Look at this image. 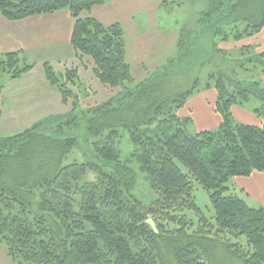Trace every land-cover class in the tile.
Returning a JSON list of instances; mask_svg holds the SVG:
<instances>
[{
	"label": "trees",
	"instance_id": "obj_1",
	"mask_svg": "<svg viewBox=\"0 0 264 264\" xmlns=\"http://www.w3.org/2000/svg\"><path fill=\"white\" fill-rule=\"evenodd\" d=\"M109 1L0 0L1 14L12 22L71 12L76 56L90 57L97 80L119 91L83 113L102 165L64 164L78 140L58 116L0 140V245L17 264H264V207L228 192L233 178L264 173V124L238 123L232 111L255 98L261 107L253 111L264 121V52L221 48L261 33L264 0H206L197 21L181 29L177 55L142 81L128 64L123 26L84 16ZM22 54H0V76L30 73L34 65L22 66ZM43 71L64 104L74 98L77 113L78 68L59 74L44 63ZM206 90L217 93L222 124L193 136L186 130L192 119L179 113ZM120 131L135 149L125 161ZM134 164L158 195L152 204L131 195ZM89 171L100 175L79 186ZM195 184L209 193L214 220L197 205Z\"/></svg>",
	"mask_w": 264,
	"mask_h": 264
},
{
	"label": "rangeland",
	"instance_id": "obj_2",
	"mask_svg": "<svg viewBox=\"0 0 264 264\" xmlns=\"http://www.w3.org/2000/svg\"><path fill=\"white\" fill-rule=\"evenodd\" d=\"M171 2L174 10H165L163 13V19H160V28L157 29L160 34V38H151V41H145V51L148 52L150 57L153 52L158 53L157 62H166L169 57L173 56V53H169V49L172 44V37L177 35L181 29L188 24H194L197 21V15L206 9L207 1L197 3L192 0H168ZM90 13L86 11L84 16ZM101 16V15H100ZM104 20L113 21L116 18H109V16L103 17ZM102 19V20H103ZM110 19V20H109ZM210 40V36H207ZM176 37L173 38V42ZM137 42V40H136ZM241 44L236 45L229 43L227 45H221L223 50H232L235 47H239ZM242 46V45H241ZM71 51L73 55L71 56ZM239 59V56H236ZM22 66L34 65V68L30 73L19 77L18 79H12L9 74H3L0 76V140L7 139L21 135L27 131L32 130L33 127L41 124L44 119L58 116V124H68L67 135L78 140V145L73 149L72 153L68 155L64 164L69 165L72 163H98L99 162L95 154L93 145L96 142L88 134L87 120L83 113L88 111L90 107H95L103 103L109 102L118 94V89L111 90L104 86L97 80L93 69V62L90 57H83L80 59L76 56L73 48L68 44L57 47H41L38 50H29L22 54ZM49 62L57 73H65L66 69L79 70V78L76 80V88H72L75 95L80 96L79 105L80 109L77 113L73 110L74 98H70L66 104L62 102V97L58 89L47 83L45 74L43 71V64ZM137 63V62H136ZM158 65H161L158 63ZM157 65V66H158ZM133 78L137 81H142V71L140 67H137L134 63ZM215 68V67H214ZM210 68H207L209 70ZM217 69V68H216ZM260 71V68H259ZM149 76V75H147ZM146 76V77H147ZM145 80V79H144ZM246 108L253 110L254 107H261L259 100L253 98L248 104H245ZM49 115V116H48ZM52 115V116H51ZM76 117L77 120L72 119ZM80 117V118H79ZM73 121V122H71ZM193 121V120H192ZM235 121H237L235 119ZM238 123H241L237 121ZM72 128V129H68ZM198 123L192 122V124L186 126V130L190 135L196 136L200 131ZM219 128H213L211 130H217ZM117 148L120 151L121 160L125 161L130 158L135 149L129 138V134L126 131H120L119 139L117 140ZM137 172L136 185L131 190V195L138 201H142L144 204H152V202L158 199V195L151 187L147 177L139 171V167L134 164L132 167ZM108 169H105L107 171ZM186 173L187 170L182 168ZM100 174L92 171L88 172L86 176L81 179L79 186L84 183L95 181ZM233 183V180L230 184ZM195 197L197 205L200 206L205 216L210 220L215 219V212L213 205L210 202L209 193L203 189L200 184H195ZM233 193H235L233 191ZM237 194H241L237 191ZM230 196V193H226ZM190 219L198 220L197 216L192 211L185 213ZM0 264H17L14 263L7 255V248L4 245H0Z\"/></svg>",
	"mask_w": 264,
	"mask_h": 264
},
{
	"label": "crops",
	"instance_id": "obj_3",
	"mask_svg": "<svg viewBox=\"0 0 264 264\" xmlns=\"http://www.w3.org/2000/svg\"><path fill=\"white\" fill-rule=\"evenodd\" d=\"M167 9L174 10V7L172 5H162L161 0H111L104 6H97V8L92 9L89 15L107 27L117 23L123 26L128 44V64L133 74L134 63L137 67H140L141 76H144L141 77V80H144L147 75L157 72L177 55V41L180 32L174 35L172 42H170L172 46L169 53L174 55L164 63L157 62L158 51L153 52L150 57L144 47L145 41H151L152 37L155 39L160 38L158 31L161 29L159 26L160 19L164 18L163 13ZM105 16L116 19L107 22L103 19ZM74 27V19L68 10L29 17L16 22L9 21L0 12V54L17 51L24 54L29 50H38L41 47H57L61 43L63 46L64 44L71 46ZM174 37H176V40L173 42ZM240 44L254 46L258 53L264 52V29L261 33ZM72 55L73 51H71ZM158 63L161 65H158ZM47 83L49 82L47 81ZM49 85L52 86L50 83ZM217 101L216 91L206 90V92L191 98L186 107L180 111L179 116L181 118L190 117L194 123H198L200 131L219 128L222 122L221 115L215 111ZM232 111L234 118L241 124L258 127H262L264 124V121L251 109L235 106ZM228 187V192L237 195L252 208L264 207V173L256 171L249 177L233 178V183L229 184ZM237 191L241 196L237 194Z\"/></svg>",
	"mask_w": 264,
	"mask_h": 264
}]
</instances>
